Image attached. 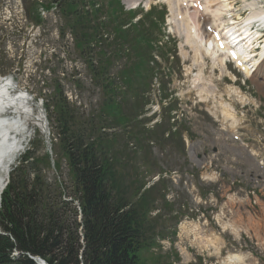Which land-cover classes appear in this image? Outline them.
Returning a JSON list of instances; mask_svg holds the SVG:
<instances>
[{
  "label": "rangeland",
  "instance_id": "rangeland-1",
  "mask_svg": "<svg viewBox=\"0 0 264 264\" xmlns=\"http://www.w3.org/2000/svg\"><path fill=\"white\" fill-rule=\"evenodd\" d=\"M248 1L252 2V0ZM32 2L33 0H0V51L6 61V66H0V76L8 75L9 77L11 75L14 78L15 92L23 91L17 94L18 96L25 94L24 92L29 94V98L32 100L29 108L32 107L34 115L38 117L33 120L32 127H34L33 129L37 126L40 127L38 139L42 137L43 140H41L42 149L38 152L40 155L50 146L48 138L50 117L47 116L43 99H47V94L53 91L57 81L62 84L69 98L79 105V114L82 116V120L89 119L98 112L101 95L99 87L91 79L86 63L79 56V51L74 48L70 35L65 39L59 38L61 29L59 12H46L44 23L37 26L32 22V16L26 10L30 8ZM152 2L153 5L162 6L160 0H152ZM236 2L238 5L243 4V0H236ZM105 12L101 13V19L94 21L95 25L101 24V21L105 20ZM114 26L112 22L111 25H104L103 30L111 33ZM146 26L149 27L148 21H146ZM171 27L167 22L165 27L167 36H170ZM114 34L115 32L112 35ZM173 35L176 37L173 38V42L176 41L179 45L181 39L176 36V33ZM165 41L168 42V49H173L174 43L167 38L161 43L163 44ZM122 53L123 57L115 65H112L111 72L118 82L117 100L124 111L130 114L135 100L142 91L140 87L142 80H135L132 88H126L120 81L119 71L129 66L133 61L130 53L123 50ZM191 57L192 54L186 61L180 56L174 59H172L173 57L171 59L159 58L160 63L156 68L159 71L157 78L159 80L153 79L147 89L150 93L147 96L148 102H150L148 108L155 110L159 103H163L161 98L164 95L176 94L182 102L177 115L180 119L184 118L188 122L189 133L192 132L194 141L203 140V136L207 135L216 141L215 145L219 153L212 164L196 167L188 156V152L186 151L185 155L181 150V142H178L177 137L168 139L169 141L164 140L163 142H167L166 146L159 143L154 144L155 142L150 143L149 150L153 151L149 152L147 158H144L147 159V161L145 160L147 167L141 165L136 172L141 173L146 180H151L157 171L164 172L168 192L166 199L170 202L174 201L175 205L172 206V209L175 212H172L170 207L161 205L162 216L157 217L155 221L156 232L159 231L160 236H155L152 244L141 252V260L144 264H223L228 256L236 255L241 257V260L236 264H264V172L247 159L238 157L239 159L233 160L236 156L230 148L237 147L241 150V144L228 137H220L217 133L220 123H217L210 114L206 113L205 103L202 104L196 100V91L193 86V91L189 87V80H192L190 75L197 73L198 67L192 68L193 58L191 59ZM146 58L152 59L148 56ZM7 65L11 67L9 68ZM20 65L23 66L22 70L19 69ZM156 65V63L153 65L151 63L152 67ZM189 66L193 69V74L189 73V78H187L186 68L188 69ZM207 71L210 72V70H206V77L209 74ZM216 73L218 74V71ZM238 78L237 85L239 86L242 84L243 76L238 74ZM215 82L216 80H214ZM229 84L231 82L227 79L223 84L218 83V90L221 94L228 93L227 85L229 86ZM248 85L254 96L251 102L256 98L263 105L256 111L253 106L245 108V114L239 115L241 120L238 133L247 143L248 151L254 153V158L264 163V86H260L252 80L248 82ZM232 99L240 110L241 102L235 97ZM49 101L52 102V98ZM165 104L167 105V103ZM139 105L142 103L140 102ZM139 112V108H137L134 114ZM152 113L153 111L150 115ZM13 114L8 113V115ZM174 114L175 112L172 113V115ZM15 116L19 118V114ZM15 116L13 115V117ZM162 116H164V120L160 127H153L152 121L149 123L155 132L154 136L159 137V134L161 135L170 124L167 110L163 107L159 119ZM19 121L22 123V117L19 118ZM172 121L171 123H173ZM129 125H131L133 133L143 130L141 122L137 119ZM128 132L123 133L128 134ZM206 141L204 140V142ZM129 142V136L120 138V144H126L128 155L134 158L133 154L136 152L139 155L143 154L140 147L133 148L134 143ZM35 145H41L40 141ZM129 148H131L130 151ZM191 150L193 152L194 149ZM194 153L196 154V152ZM212 153L213 149L209 148L208 154ZM63 165L65 176L67 170L64 162ZM230 167L240 172L238 174L241 177L238 179H242L244 184L231 183L230 179L234 177V173L228 171ZM213 173L221 176L216 179L212 177ZM253 177H258V181L251 182L250 179ZM256 184L258 185L257 192H255ZM162 236L165 238H161Z\"/></svg>",
  "mask_w": 264,
  "mask_h": 264
},
{
  "label": "trees",
  "instance_id": "trees-1",
  "mask_svg": "<svg viewBox=\"0 0 264 264\" xmlns=\"http://www.w3.org/2000/svg\"><path fill=\"white\" fill-rule=\"evenodd\" d=\"M42 4L46 10L55 7L63 13L61 29L70 30L81 56L91 55L89 69L104 96L98 112L82 120L79 108L56 87L52 108L50 104L46 108L57 138L53 143L57 175L49 179L51 157L46 152L39 155L41 145L35 144L11 172L0 208V264H37L30 256L47 264H144L140 252L153 234L151 212L163 187L144 189L133 161L142 156L136 152L132 158L126 144H120L124 135L118 127L130 119L118 103L115 79L107 76L113 57H106L103 47L109 40L102 41L99 30L113 22L112 32L117 34L112 40L120 48L125 44L134 48L138 37L133 41L130 35L141 36V31L137 25L129 30L119 26L126 19L125 13L113 9L118 0L107 4L105 0H44ZM104 11L111 18L95 25ZM35 18L42 22L38 14ZM132 70L136 67L121 74L128 88L135 80ZM143 132L129 134L130 142L141 149L145 148L143 134L149 131ZM62 160L67 181L61 177ZM14 251L19 254L13 255Z\"/></svg>",
  "mask_w": 264,
  "mask_h": 264
},
{
  "label": "bare ground",
  "instance_id": "bare-ground-1",
  "mask_svg": "<svg viewBox=\"0 0 264 264\" xmlns=\"http://www.w3.org/2000/svg\"><path fill=\"white\" fill-rule=\"evenodd\" d=\"M130 3H138L140 0H125ZM168 3L170 10L172 12L170 21L173 23L174 29L176 32L183 36L184 45H188L193 51V67H198L197 73L192 78V86L196 91L197 95L202 101H212L217 100V90H215L214 80L221 81L224 78V74H229L232 79H235V76L228 70V65L225 64V58L219 54V47L213 46L209 41V48L207 47L208 39L207 34L202 30V24L204 27L213 26L218 30H223L225 33H229L231 30H235L234 23L230 24L231 19H228L230 15L233 14V3L232 0H164ZM149 5V3L147 4ZM202 6V9H199V6ZM256 5L250 4V7L253 9L252 15L248 18V22L251 20H264V8L257 10ZM261 12V13H259ZM235 33V32H234ZM251 35L249 32L242 33L240 35L239 48L241 49L242 59L245 61L249 60V64H243L241 59H237L238 65L246 73L250 75L249 65L255 67L251 78L256 82L264 80V46L261 50L260 58L257 60H250V55L248 54L247 45L251 43ZM242 40V41H241ZM245 44H244V43ZM182 55L184 58L189 56V52L184 46H182ZM210 60V62L207 61ZM206 67L210 68L208 77L205 75ZM192 68L188 67V74L192 73ZM219 70L220 75L217 77L215 71ZM259 80V81H258ZM231 93L238 94V90L230 87ZM26 95L13 94V91L8 87V83L0 81V168L4 166L5 161L13 155L18 148L19 140L16 139L12 134H16L21 131L24 127L22 123L15 117H8L9 108L14 109L19 114L24 111L28 112L26 100ZM218 102V101H217ZM213 105L209 111L217 119L222 114L226 119L233 118V107L228 103ZM221 107V112L218 113L219 108ZM235 119V118H233ZM236 120V119H235ZM236 123V121H233ZM234 124H231L229 128H233ZM192 151V150H191ZM196 151L193 150L192 155L196 160ZM198 161V160H197ZM7 171V169H5ZM5 171V174H6ZM4 177L0 176V190L3 187ZM186 229V228H184ZM192 231V230H191ZM241 260L240 256L231 255L224 260L223 264H236Z\"/></svg>",
  "mask_w": 264,
  "mask_h": 264
},
{
  "label": "water",
  "instance_id": "water-1",
  "mask_svg": "<svg viewBox=\"0 0 264 264\" xmlns=\"http://www.w3.org/2000/svg\"><path fill=\"white\" fill-rule=\"evenodd\" d=\"M34 259V258H33ZM38 262V264H46V262L42 259L36 260Z\"/></svg>",
  "mask_w": 264,
  "mask_h": 264
}]
</instances>
